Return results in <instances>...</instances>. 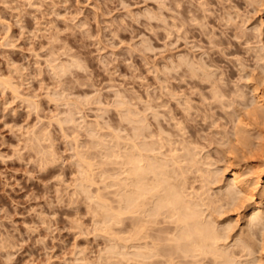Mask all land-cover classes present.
Returning <instances> with one entry per match:
<instances>
[{
	"label": "rangeland",
	"instance_id": "obj_1",
	"mask_svg": "<svg viewBox=\"0 0 264 264\" xmlns=\"http://www.w3.org/2000/svg\"><path fill=\"white\" fill-rule=\"evenodd\" d=\"M121 98L148 116L147 140L192 141L195 202L223 193L227 172L210 174L228 161L264 167V0H0V264H167L133 254L162 224L98 213L124 176ZM220 204L223 244L264 263L233 245L241 205Z\"/></svg>",
	"mask_w": 264,
	"mask_h": 264
},
{
	"label": "bare ground",
	"instance_id": "obj_2",
	"mask_svg": "<svg viewBox=\"0 0 264 264\" xmlns=\"http://www.w3.org/2000/svg\"><path fill=\"white\" fill-rule=\"evenodd\" d=\"M79 63L76 64L79 65ZM187 65L193 66L191 63ZM192 69L194 68L191 67L190 72L195 70ZM253 88L258 101L262 102L263 95L257 91L258 85ZM215 94L213 93L214 96L221 97ZM122 98L119 103L117 102V106H119L118 111L121 109L122 113L119 112V114L121 113L123 121L127 122L124 127L131 125L132 131L127 137L130 144L125 151L112 153L116 157L124 158L121 163L124 176L118 182L116 194L119 199L116 206H111L100 197L98 198V206L101 208L98 213L101 219L119 222L125 214L129 216L137 214L148 224H162L156 228L159 233L155 234L151 240L141 243L138 250L133 253L141 256L143 260L163 257L167 264H200L201 260L209 257L211 264H242L235 260L233 252L229 251L230 246L223 244L231 234L233 222L229 220L222 229L213 217L214 211L221 212L224 204H220V201L225 200V203L232 206L241 205L242 209L239 207L241 211L238 213L240 217L245 218L243 227L245 235L238 236L233 245L240 246L241 252L248 255H253L256 251L262 254L264 251V167L255 164L242 169V166L232 163V160L228 161L226 167L221 168L222 170H212L215 172L210 174L211 176L214 173L212 176L215 177L220 171L218 174L221 173L220 176L223 177L227 172L228 181L223 193L213 197L207 196L208 200L205 201L206 198H203L202 203L195 202L193 197L184 190L185 174L198 161L195 150H192L194 148L190 149L189 146L192 141L185 142L183 134L180 133L182 140L178 141L181 145L183 141L185 142L182 148L186 153L179 154L178 147L175 146L177 140L172 141L170 137L165 139L161 132L158 138L147 140L146 137L153 135L145 132V129H148V122H145L148 116L144 115L145 112L137 111L138 109L136 110L129 103L130 100L125 101L123 100L125 98ZM262 112L264 113V110ZM178 121L175 125H178ZM180 122L182 124L181 120ZM127 129L130 128L127 127ZM254 173H257L256 177L252 175ZM216 177V181H222L221 177V179L218 175ZM86 180H88L87 177ZM244 197L249 200L246 204L243 202ZM201 206H207L209 213H206V209H201ZM145 227L143 226L142 230ZM134 236L146 238L148 234L144 231L141 237L140 233L136 232L132 235ZM257 243L260 250L255 248ZM176 258L179 259L178 263L174 262ZM262 259L263 255L251 258L249 264H264Z\"/></svg>",
	"mask_w": 264,
	"mask_h": 264
}]
</instances>
